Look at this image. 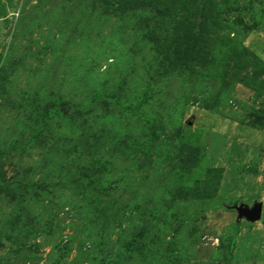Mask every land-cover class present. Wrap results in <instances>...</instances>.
I'll list each match as a JSON object with an SVG mask.
<instances>
[{
  "label": "rangeland",
  "instance_id": "374dc122",
  "mask_svg": "<svg viewBox=\"0 0 264 264\" xmlns=\"http://www.w3.org/2000/svg\"><path fill=\"white\" fill-rule=\"evenodd\" d=\"M0 264H264V0H0Z\"/></svg>",
  "mask_w": 264,
  "mask_h": 264
},
{
  "label": "water",
  "instance_id": "95a60500",
  "mask_svg": "<svg viewBox=\"0 0 264 264\" xmlns=\"http://www.w3.org/2000/svg\"><path fill=\"white\" fill-rule=\"evenodd\" d=\"M237 212L240 220L246 219L249 222L255 223L262 218L263 206L262 204H256L252 209L241 206L237 208Z\"/></svg>",
  "mask_w": 264,
  "mask_h": 264
}]
</instances>
